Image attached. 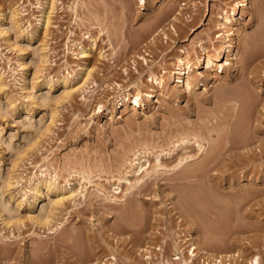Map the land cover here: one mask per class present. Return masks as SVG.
<instances>
[{
	"label": "rangeland",
	"instance_id": "374dc122",
	"mask_svg": "<svg viewBox=\"0 0 264 264\" xmlns=\"http://www.w3.org/2000/svg\"><path fill=\"white\" fill-rule=\"evenodd\" d=\"M236 1L0 0V264H264V0Z\"/></svg>",
	"mask_w": 264,
	"mask_h": 264
},
{
	"label": "bare ground",
	"instance_id": "6f19581e",
	"mask_svg": "<svg viewBox=\"0 0 264 264\" xmlns=\"http://www.w3.org/2000/svg\"><path fill=\"white\" fill-rule=\"evenodd\" d=\"M142 3H145V0H140ZM240 1L241 0H237L236 1V3L237 4H239L240 3ZM53 2H54V0H53ZM172 4V3H171ZM181 4V3H180ZM236 4V5H237ZM53 5V4H52ZM53 8V7H52ZM234 12V11H233ZM50 13H51V11H48V12H46V10H44L43 12H41V15H40V17H39V20H40V22L41 21H43L44 20V23L46 24V27L50 24ZM223 17V16H222ZM232 19H233V17L231 16V15H228V13L224 16V20H223V22H222V24H224V25H229V24H231L232 23ZM2 23V22H1ZM43 23V24H44ZM228 27H230V25L228 26ZM228 38V37H227ZM228 40V39H227ZM231 44V43H230ZM227 45V46H225V47H222L221 48V50H220V52L217 54V55H215V56H213V57H211V56H207L206 55V57H204V59H203V64H204V66L208 69V70H211L212 69V67H213V65L214 64H217V62H219V61H222L224 58H225V54H226V52H232V48H231V45ZM93 45V44H92ZM90 47H91V45H90ZM201 47V46H200ZM203 49H206V48H204V45H203V47H202ZM202 49V50H203ZM88 48L87 47H83L82 46V49H81V51H80V53L83 55V56H88L90 53L88 52ZM181 53H186V50L185 49H182L181 50ZM205 54V53H204ZM233 54V53H232ZM143 59H145L146 60V58L145 57H143ZM191 62L189 61V60H186V59H184V57L183 56H178L177 57V62H176V64H175V66H177L176 68H177V70H175L174 69V71H173V73H179V74H181V75H179V76H177L178 77V82H180L179 83V85L180 86H182L184 89H190L191 87H192V84H193V81L191 80V78H189V72H190V69H191V67H192V64H190ZM223 65H222V63H220L219 64V67H222ZM223 70V69H222ZM86 73H87V76H86V79L87 78H89V76L91 75V71L92 70H88L87 68H86ZM148 80H151L152 82H154L155 83V85L157 84V85H160V87L161 86H163L164 87V81H163V78H161V76H160V74L158 75V74H155V73H153L152 75H151V77L148 79ZM64 81V80H63ZM63 83V82H62ZM65 83V82H64ZM72 88V87H71ZM127 90H124L118 97H119V99H120V101H119V105H121L122 104V100L124 99L125 100V98H126V96H127V94H130L131 92L129 91V93L128 92H126ZM238 92V91H237ZM244 92V91H243ZM147 93V92H146ZM244 94V93H243ZM249 94V93H248ZM248 94H247V96H248ZM154 96V93H153V91H151V92H148V96ZM128 96H130V95H128ZM127 96V97H128ZM245 96V95H244ZM241 97V96H240ZM242 97H243V95H242ZM251 98V97H250ZM250 98H248V100L250 99ZM118 99V100H119ZM131 102H133L134 104H140V102H141V96H140V93H136V94H133V96H132V98H131ZM247 100V99H246ZM250 102H251V100H249ZM253 102V101H252ZM126 103V102H125ZM243 103V102H242ZM246 103V102H245ZM133 104V105H134ZM135 105V106H136ZM250 105V104H249ZM108 111H109V109H108ZM39 126V125H38ZM37 129V128H36ZM43 130V129H42ZM39 132V131H38ZM185 136V135H184ZM187 136V135H186ZM185 136V137H186ZM185 137H183L182 138V136H181V139H180V137H179V139L176 141V143H174V147L172 148L171 147V149H169V150H167V151H163V152H159L158 154H156V161H157V164H155V166H154V168H153V171L154 170H157L160 166H166L165 165V163H163V161H167L168 162V160H160V155L161 154H163V155H165V158H167V159H169V162H171L170 160H172V158L174 157L175 158V155H174V153H175V150H177V149H179V150H182V149H188V147L189 146H187L188 144V142H190V140L191 139H189V138H185ZM190 137V136H189ZM199 137V136H198ZM204 137L205 136H203V140H206L207 138H205L204 139ZM197 138V137H196ZM201 139H202V135H201ZM194 140V139H193ZM192 141V140H191ZM195 141H196V145H197V152H201V151H203L204 149H205V145H206V143L205 142H203L202 140L201 141H197L196 139H195ZM194 142V141H193ZM186 144V145H185ZM191 146V145H190ZM214 146V145H213ZM211 149V148H210ZM213 149H214V147H213ZM213 149H211L210 151H213ZM20 151V150H19ZM210 151H209V153H210ZM216 151V150H215ZM144 152V154L143 155H141L142 153ZM149 151L148 150H144V151H139L138 153H135V155H134V158L132 159V161H131V164H132V167L128 170L129 171V173L130 172H134V174L136 175V176H134L135 177V180H134V182H132L131 181V179L128 177L129 175L128 174H124V176L122 177V178H119V181L120 182H122L123 180L125 181V182H128L129 183V186H128V188H129V190L128 191H133V193L135 192L134 190H132V189H134L135 187H140L141 188V186L143 187V185H142V183L144 184V180L146 181V176L149 174V176H150V172H149V170L148 169H146L147 167H145V163H143V161L144 160H148L146 157H147V153H148ZM216 152H218V151H216ZM177 153V152H176ZM179 154H180V152H178ZM186 153V152H185ZM189 153V152H188ZM188 153H186L187 155H184V154H182V151H181V156H179L178 154V156L180 157V158H178V161H177V163H173V165H171V164H169V165H171L172 166V168H171V166H170V168L171 169H178L180 166H183V165H186V163L188 162V161H190V160H192L191 158H193L194 159V156L196 155V153L194 152L193 153V151H192V153L191 154H188ZM212 153H214V151L212 152ZM215 155V154H214ZM217 155V154H216ZM215 155V156H216ZM177 156V157H178ZM212 156V158H213V155H211ZM210 156V157H211ZM219 156H220V154H219ZM176 157V158H177ZM144 158V159H143ZM146 158V159H145ZM173 158V159H174ZM218 158V157H217ZM206 159V158H205ZM214 159H216V158H214ZM143 160V161H142ZM177 160V159H176ZM211 161V160H210ZM168 162V163H169ZM173 162V161H172ZM201 162V161H200ZM203 162V161H202ZM206 162H208V160H206ZM198 164V163H197ZM200 164V163H199ZM202 165H203V163H201ZM205 164H207V163H205ZM169 165H167V166H169ZM197 167H202L201 165H197ZM165 168V167H164ZM167 168V167H166ZM169 168V167H168ZM199 168H196V170H198ZM171 169H167V170H171ZM201 169V168H200ZM203 169H204V166H203ZM146 171V173H144L143 174V171ZM128 171H127V173H128ZM155 172V171H154ZM156 172H159V171H156ZM155 172V173H156ZM196 172V171H195ZM194 172V173H195ZM157 175V174H156ZM194 175V174H193ZM192 174H191V176H193ZM188 176V175H187ZM185 178V177H184ZM122 180V181H121ZM154 180V179H153ZM152 183V182H151ZM154 183V182H153ZM147 184V183H146ZM118 185V187L120 186V184L118 183L117 184ZM116 185V186H117ZM145 185V184H144ZM36 187H38V184H37V186ZM50 189V188H49ZM142 189V188H141ZM140 189V190H141ZM199 191V190H198ZM136 193H137V191H136ZM135 193V194H136ZM143 193V192H142ZM194 193V192H193ZM138 194V193H137ZM192 194V193H191ZM73 195V191H70V193L69 194H64V193H61L60 195H59V198L56 200V202L57 203H62L63 202V200L65 199V198H67V197H70V196H72ZM197 195V194H196ZM199 195V194H198ZM195 196V195H194ZM181 203V202H180ZM2 205V204H1ZM180 205V204H179ZM7 206V205H6ZM178 208H180V207H178ZM42 211V210H41ZM51 212V214H53L54 212L53 211H50ZM47 214H49L50 215V213H47ZM193 215H194V213H193ZM46 216V215H45ZM44 216V217H45ZM142 216V215H141ZM191 216V215H190ZM36 219V218H35ZM39 220H41V219H39ZM48 220V219H47ZM47 220H45V222L47 221ZM37 221V220H36ZM41 222V221H40ZM48 222V221H47ZM208 240V239H207ZM206 241V240H205ZM207 242V241H206ZM204 244V243H203ZM192 248L190 247L189 249H190V255L193 257V258H195L196 257V255H197V252H196V249H197V245H196V243L195 242H193L192 244ZM240 250V249H239ZM221 256V255H220ZM104 257V256H103ZM215 257V256H214ZM214 257H213V260H214ZM226 257V256H225ZM228 257V256H227ZM193 258H192V260H193ZM217 258H219V257H217L216 256V258L215 259H217ZM221 258V257H220ZM204 259V258H203ZM103 260V259H102ZM106 260V259H105ZM110 260V259H109ZM113 260V259H112ZM219 261V263H222L223 262V260L221 261V260H219V259H217L216 260V264H217V262ZM225 261H227V260H225ZM224 261V262H225ZM102 262V261H101ZM192 262V261H191ZM210 262V261H209ZM222 263V264H225V263ZM193 263V262H192ZM99 264V263H98ZM174 264V263H173ZM213 264V263H212ZM229 264H231V263H229ZM236 264V263H235ZM251 264H260V258H259V255H255V256H253V258H252V260H251Z\"/></svg>",
	"mask_w": 264,
	"mask_h": 264
}]
</instances>
